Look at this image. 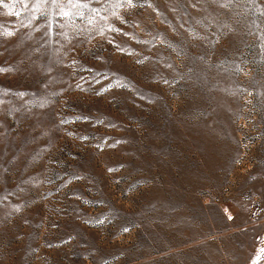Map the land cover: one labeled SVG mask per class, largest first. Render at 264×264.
Listing matches in <instances>:
<instances>
[{
  "label": "rangeland",
  "instance_id": "1",
  "mask_svg": "<svg viewBox=\"0 0 264 264\" xmlns=\"http://www.w3.org/2000/svg\"><path fill=\"white\" fill-rule=\"evenodd\" d=\"M0 264H264V0H0Z\"/></svg>",
  "mask_w": 264,
  "mask_h": 264
},
{
  "label": "clouds",
  "instance_id": "2",
  "mask_svg": "<svg viewBox=\"0 0 264 264\" xmlns=\"http://www.w3.org/2000/svg\"><path fill=\"white\" fill-rule=\"evenodd\" d=\"M0 71H2V70H0Z\"/></svg>",
  "mask_w": 264,
  "mask_h": 264
}]
</instances>
